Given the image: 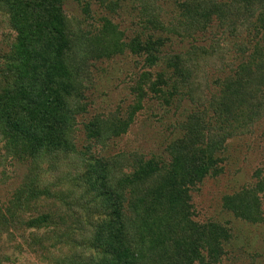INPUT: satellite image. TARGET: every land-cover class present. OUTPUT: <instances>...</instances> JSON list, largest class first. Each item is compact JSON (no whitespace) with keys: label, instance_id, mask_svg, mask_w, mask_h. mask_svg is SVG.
Wrapping results in <instances>:
<instances>
[{"label":"rangeland","instance_id":"374dc122","mask_svg":"<svg viewBox=\"0 0 264 264\" xmlns=\"http://www.w3.org/2000/svg\"><path fill=\"white\" fill-rule=\"evenodd\" d=\"M184 1L64 0L62 9L72 44L66 56L69 78L64 83L69 86L65 100L73 116L66 136L68 148L37 161L1 163L0 201L22 193L24 184L37 196L46 194L39 208L63 217L60 224L65 244L63 249L56 246L51 257L60 249L59 258L68 260H44L23 242L27 234L16 233L18 237L11 240L0 232V263L4 264L7 257L9 264H72V252L85 256L95 252L89 248L87 233L105 211L102 196L98 197L99 171L92 166L105 164L108 185L118 190L116 187L141 162L151 158L166 161L171 145L183 137L186 120L207 107L206 99L233 75L244 54L247 57L241 48L242 37L224 33L217 22L202 32L184 33L179 29L184 23ZM150 19H157L161 29L152 28ZM13 38L15 32L0 13V56ZM149 38L161 42L153 64L136 50L137 43ZM194 46L199 49L201 61L191 89L200 104H205L202 107L187 98L180 100L173 93V74L166 67L169 57L195 52L191 49ZM160 74L167 81L159 78ZM175 85L179 92L188 91L186 86ZM88 128L96 132L91 138ZM1 145L0 139V153ZM217 155L222 160V173L208 176L193 187L183 205L187 226H205L208 230L217 225L220 235L215 248L207 240L195 247L190 231L182 224L177 226L176 219L171 223L168 212L164 218L162 207L151 206L150 200L137 203L147 192L148 180L120 190L130 228V247L141 256L140 264H264V224L243 222L223 207L225 196L264 178V116L246 132L228 139L223 152ZM24 194H30L29 188ZM259 198L264 219V193ZM177 230L188 232L178 240L174 233ZM154 232H165L169 240L163 243L161 239L163 244L154 247L149 237ZM171 237L177 240L171 243L173 252L168 246Z\"/></svg>","mask_w":264,"mask_h":264},{"label":"trees","instance_id":"16d2710c","mask_svg":"<svg viewBox=\"0 0 264 264\" xmlns=\"http://www.w3.org/2000/svg\"><path fill=\"white\" fill-rule=\"evenodd\" d=\"M63 2L0 0V13L7 17L15 32L7 51L0 56V166L8 161H37L68 148L66 136L73 116L65 100L69 86L64 83L69 78L66 56L72 44L68 38ZM181 9L184 23L179 29L184 33L202 32L217 22L224 33L242 37L240 40L244 44L241 48L247 57L243 53L245 58L233 75L206 99L207 107L201 111L197 109L186 120L182 127L183 137L171 145L166 161L151 158L141 162L134 173L116 187L118 190L108 185L105 164L97 162L92 166L94 171H99L98 197L102 196L105 212L87 233L89 248L95 252L88 256L72 252V264H140L141 256L130 247L129 224L120 190L123 192L124 187L146 180L149 184L147 192L137 203L150 200L151 206L162 207L164 218L168 212L171 223L176 219L177 226L182 224L190 231L195 247L199 248L205 240L217 247L220 235L217 225L208 230L205 226H187L183 205L193 187L208 176L217 177L222 173V160L217 153L223 152L226 141L246 132L264 116V0H186ZM148 23L154 29H161L157 26V19H150ZM160 44V40L149 38L144 43H137L136 50L153 64L158 59L155 54ZM191 49L195 52L169 57L166 67L173 74V93H177L180 100L187 98L202 107L205 104H200L191 89L201 59L197 56L199 49L195 46ZM159 76L167 81L164 74ZM175 84L180 88L188 87V91H177ZM95 134L92 128H88L90 138ZM26 181L30 182L28 176ZM24 185L22 193L16 192L9 200L0 201V232L11 240L18 237L16 233L27 234L26 239L23 236L26 246L47 260L56 246L63 249L65 244L62 243L64 233L60 224L63 217L39 208V201L44 200L46 194L37 196L30 191V186ZM28 188L30 194H24ZM263 193L264 178H258L253 186L225 196L223 207L243 222L264 224L259 202V195ZM130 196H134V191H130ZM188 231L174 233L178 240H182V235ZM154 233L149 236L154 240V247L169 240L164 237L165 232ZM170 240L168 246L173 252L171 243H177V240L172 237ZM60 249L51 257L52 261L68 260L59 258ZM4 258V264H9L8 258Z\"/></svg>","mask_w":264,"mask_h":264}]
</instances>
